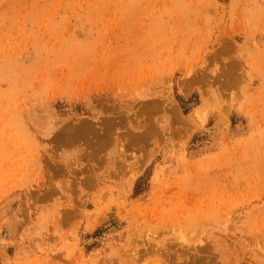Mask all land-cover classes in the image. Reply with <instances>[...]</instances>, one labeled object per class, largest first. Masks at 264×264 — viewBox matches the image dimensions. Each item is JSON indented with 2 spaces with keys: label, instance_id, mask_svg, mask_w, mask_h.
<instances>
[{
  "label": "rangeland",
  "instance_id": "374dc122",
  "mask_svg": "<svg viewBox=\"0 0 264 264\" xmlns=\"http://www.w3.org/2000/svg\"><path fill=\"white\" fill-rule=\"evenodd\" d=\"M0 264H264V0H0Z\"/></svg>",
  "mask_w": 264,
  "mask_h": 264
},
{
  "label": "bare ground",
  "instance_id": "6f19581e",
  "mask_svg": "<svg viewBox=\"0 0 264 264\" xmlns=\"http://www.w3.org/2000/svg\"><path fill=\"white\" fill-rule=\"evenodd\" d=\"M174 111H177V110H174ZM174 111H173V112H174ZM170 113H172V112H170ZM173 114H174V113H173ZM176 114H177V112H176ZM171 118H174V117H171ZM175 118H176V117H175ZM177 120H178V119H177ZM177 120H176V121H177ZM179 120H180V119H179ZM179 120H178V121H179ZM86 128H87V127H86Z\"/></svg>",
  "mask_w": 264,
  "mask_h": 264
}]
</instances>
